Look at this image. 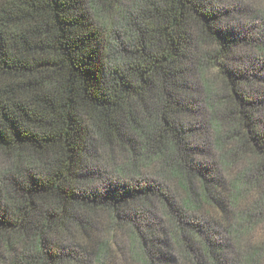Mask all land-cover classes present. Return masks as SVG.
I'll list each match as a JSON object with an SVG mask.
<instances>
[{
    "label": "trees",
    "instance_id": "obj_1",
    "mask_svg": "<svg viewBox=\"0 0 264 264\" xmlns=\"http://www.w3.org/2000/svg\"><path fill=\"white\" fill-rule=\"evenodd\" d=\"M225 3L0 0V264H264V10Z\"/></svg>",
    "mask_w": 264,
    "mask_h": 264
},
{
    "label": "rangeland",
    "instance_id": "obj_2",
    "mask_svg": "<svg viewBox=\"0 0 264 264\" xmlns=\"http://www.w3.org/2000/svg\"><path fill=\"white\" fill-rule=\"evenodd\" d=\"M225 2H226L225 5L229 6L228 9H230V14H229L230 19L227 21V23H229V26L232 29H234L236 33L241 31L242 29L245 30L248 27V25H250V23L254 21L252 19V16L256 12L264 10V0H225ZM236 55L238 56V65L241 74H244L245 72L247 73L248 70L249 73L248 75L252 78L253 81L252 88L255 90L256 93H258L257 97H260L258 98V100L262 99L261 100L262 103L259 104L260 105L259 108H260V118L264 121V56L257 54L254 50H252L248 46L240 47L237 50ZM197 128L199 131L204 130L203 126L201 125H198ZM204 134L205 132L201 135V137L203 138L200 137L199 140L202 141L203 146L206 149H208L210 147L209 145L210 143L207 139L205 140ZM212 152H214L213 155H211L213 157L215 155V151H213L212 149ZM243 164L244 163L238 164L236 168L234 167L235 172L241 169ZM221 173L225 174V172L224 173L221 172ZM167 185L170 189H173V187L175 188L173 183H168ZM256 197L257 196L253 194L252 196H250V200L254 201ZM205 210L206 208H204V211ZM211 213L213 215L215 214L213 210H211ZM201 215H204L203 211L201 212ZM157 216L159 218V215ZM247 243L253 249H259L264 245V223H259L258 225H256V227L254 228V232L251 234L250 240ZM111 245L123 246V242L118 240L116 244L114 243ZM123 255L121 256L119 255L117 257L118 261L116 262V264H123L124 262Z\"/></svg>",
    "mask_w": 264,
    "mask_h": 264
}]
</instances>
